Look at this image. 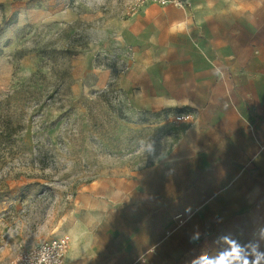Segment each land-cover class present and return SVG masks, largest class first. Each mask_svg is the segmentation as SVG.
<instances>
[{"label": "crops", "instance_id": "1", "mask_svg": "<svg viewBox=\"0 0 264 264\" xmlns=\"http://www.w3.org/2000/svg\"><path fill=\"white\" fill-rule=\"evenodd\" d=\"M110 25L132 51L117 79L129 110L163 111L174 138L155 161L80 188L64 264H192L226 235L264 251V0L148 4ZM109 79L96 69L94 86Z\"/></svg>", "mask_w": 264, "mask_h": 264}, {"label": "rangeland", "instance_id": "2", "mask_svg": "<svg viewBox=\"0 0 264 264\" xmlns=\"http://www.w3.org/2000/svg\"><path fill=\"white\" fill-rule=\"evenodd\" d=\"M126 1L0 0V102L11 99L5 110L19 125L12 156L0 148L7 256L60 234L68 239L80 188L100 173L155 161L173 141L163 111L131 112L118 90L129 59L110 21L125 18ZM96 69L110 70L101 88Z\"/></svg>", "mask_w": 264, "mask_h": 264}, {"label": "built area", "instance_id": "3", "mask_svg": "<svg viewBox=\"0 0 264 264\" xmlns=\"http://www.w3.org/2000/svg\"><path fill=\"white\" fill-rule=\"evenodd\" d=\"M148 4L159 6H177L185 5L184 0H127L124 5L123 13L125 17H131L141 8ZM124 48V54L130 60L132 51L129 47ZM176 226H181L184 223V218L181 214L174 216ZM68 248V240L64 235L51 237L47 241L41 242L29 249L17 248L9 256L5 263H2L3 245L0 244V264H64V256ZM150 253L155 255V250H150Z\"/></svg>", "mask_w": 264, "mask_h": 264}, {"label": "clouds", "instance_id": "4", "mask_svg": "<svg viewBox=\"0 0 264 264\" xmlns=\"http://www.w3.org/2000/svg\"><path fill=\"white\" fill-rule=\"evenodd\" d=\"M151 150L149 147V151ZM198 238V233L191 237L193 241ZM259 238L264 240V229H260ZM217 243L223 245L221 251L216 254L204 252L194 258L192 264H264V251L260 249L258 241L242 245L230 235H226L219 237Z\"/></svg>", "mask_w": 264, "mask_h": 264}, {"label": "trees", "instance_id": "5", "mask_svg": "<svg viewBox=\"0 0 264 264\" xmlns=\"http://www.w3.org/2000/svg\"><path fill=\"white\" fill-rule=\"evenodd\" d=\"M13 105L11 99H6L0 102V148L4 147L3 153L10 154L12 156V150L14 149L15 140L14 136L17 132L19 125L14 121V117L6 107Z\"/></svg>", "mask_w": 264, "mask_h": 264}]
</instances>
